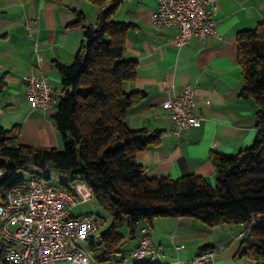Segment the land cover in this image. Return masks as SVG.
I'll return each instance as SVG.
<instances>
[{"label": "crops", "instance_id": "1", "mask_svg": "<svg viewBox=\"0 0 264 264\" xmlns=\"http://www.w3.org/2000/svg\"><path fill=\"white\" fill-rule=\"evenodd\" d=\"M111 2L0 0V79L4 81L0 124L17 126L15 143L62 148L54 119L62 95V75L55 61L71 63L74 59L84 37L83 25L75 23L79 12L86 23H94L101 9ZM216 6L219 35L206 40L194 36L184 46L176 44V26L154 24L158 0H121L113 15L115 20L130 24L126 55L137 61L136 76L125 84L127 91L138 94L127 112V121L135 129L161 132L156 143L137 153L150 177L197 174L215 184L211 153L235 155L256 136L258 105L240 93L243 79L237 33L256 27L264 18V0H217ZM34 41L38 42L41 60ZM31 73L46 74L54 88L53 103L46 109L30 104L24 76ZM187 85L197 90L193 112L202 120L199 126L177 136L173 134L176 124L162 102L168 95L180 94ZM206 225L194 217H156L150 225L155 253L136 259L129 252L133 262H127L126 255L121 258L128 264L140 260L185 264L193 262L199 247L209 245L217 251L211 264H257L240 254L243 225ZM144 226L146 222L140 224V228ZM139 238V230L129 238L133 250ZM0 261L10 264L2 260L1 252Z\"/></svg>", "mask_w": 264, "mask_h": 264}, {"label": "trees", "instance_id": "2", "mask_svg": "<svg viewBox=\"0 0 264 264\" xmlns=\"http://www.w3.org/2000/svg\"><path fill=\"white\" fill-rule=\"evenodd\" d=\"M93 1L102 5L106 0ZM120 1L112 0L102 8L94 23H86L79 12L75 23L83 25L84 37L74 59L55 61L62 75V95L54 119L63 147L15 143L17 126L0 124V200L26 179L21 171L28 165L55 167L80 176L112 218L99 243L93 236L88 238L98 261L113 260L121 253L126 238L119 229L125 223L130 238L140 232L142 222L150 228L156 217H194L211 227L252 222L241 237L245 247L240 254L264 264V18L256 27L237 33L240 93L258 105L253 142L235 155L211 153L215 184L197 174L150 177L137 153L156 143L161 132L135 129L127 121L138 94L127 91L125 84L136 76L137 61L126 55L130 24L113 18ZM3 89L0 79V93ZM75 181L72 177L61 185L73 191ZM0 246L2 260L9 263L2 241ZM207 249L211 246L199 247L198 254ZM135 264L160 263L140 260Z\"/></svg>", "mask_w": 264, "mask_h": 264}, {"label": "built area", "instance_id": "3", "mask_svg": "<svg viewBox=\"0 0 264 264\" xmlns=\"http://www.w3.org/2000/svg\"><path fill=\"white\" fill-rule=\"evenodd\" d=\"M216 1L158 0L154 24L176 26V44L179 46L186 45L194 36L202 40L216 37L219 35ZM28 27L31 28V24ZM34 48L41 60L37 41H34ZM24 80L33 108L46 109L52 105L55 91L46 74H27ZM196 91L194 86L187 85L180 94L168 95L162 102V107L176 124L173 134L177 136L201 123L202 118L193 112ZM79 196L75 187L71 191L62 185L54 186L39 175L9 188L0 200V235L5 246V260L10 264H128L123 258L98 261L92 251L78 244L79 240L93 236L105 223L104 217L91 212L73 214L75 207L88 201ZM250 224H243L240 237ZM154 253L150 228L144 226L132 256L143 259ZM216 253L215 249L203 250L193 264H211Z\"/></svg>", "mask_w": 264, "mask_h": 264}, {"label": "rangeland", "instance_id": "4", "mask_svg": "<svg viewBox=\"0 0 264 264\" xmlns=\"http://www.w3.org/2000/svg\"><path fill=\"white\" fill-rule=\"evenodd\" d=\"M63 147V145H62ZM24 178L29 179L33 175H39L41 177H44V179L51 185L54 186H60L61 182L65 179H71L72 177L76 179L74 183V187L77 191H79L80 196L83 198H88V201L84 203H80L77 207L73 209L74 215H79L85 212H92L95 215H100L105 218V223L98 229V231L93 235L94 242L99 243L101 241L100 234L104 231H106L111 222L112 218L106 213V211L97 203L96 199L93 198V195H90L91 189L88 187V185L85 183L84 180L81 179V177H78L77 175H73L70 172H64L61 171L55 167H48L45 169H40L37 167H34L32 165H28L26 170L21 171ZM81 185V186H80ZM78 186H80L78 188ZM84 190V191H83ZM84 195V196H83ZM207 226V225H206ZM209 228V227H208ZM119 232L126 236L127 241L123 245L121 253L116 254L113 256V259H120L123 256H127V262H133L135 259H132L129 252L132 253V239L128 238L129 229L128 225L125 223L120 229ZM207 233V232H206ZM205 233H202L204 235ZM0 241H1V235H0ZM78 244L82 246L86 250H90V241L88 239L86 240H79ZM135 263V262H134ZM1 264V261H0Z\"/></svg>", "mask_w": 264, "mask_h": 264}, {"label": "water", "instance_id": "5", "mask_svg": "<svg viewBox=\"0 0 264 264\" xmlns=\"http://www.w3.org/2000/svg\"><path fill=\"white\" fill-rule=\"evenodd\" d=\"M81 164L83 165V162H82V161H81ZM244 247H245V246H244V245H242V247H241V250H243V249H244Z\"/></svg>", "mask_w": 264, "mask_h": 264}]
</instances>
